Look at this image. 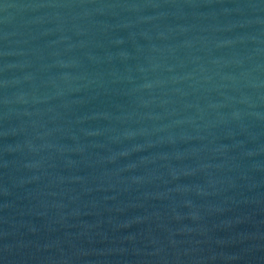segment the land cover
Wrapping results in <instances>:
<instances>
[{
	"label": "water",
	"instance_id": "obj_1",
	"mask_svg": "<svg viewBox=\"0 0 264 264\" xmlns=\"http://www.w3.org/2000/svg\"><path fill=\"white\" fill-rule=\"evenodd\" d=\"M0 264H264V0H0Z\"/></svg>",
	"mask_w": 264,
	"mask_h": 264
}]
</instances>
